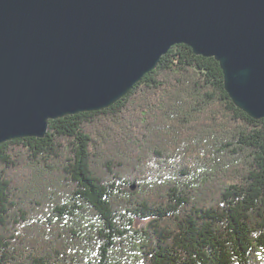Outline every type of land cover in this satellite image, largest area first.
<instances>
[{
  "label": "trees",
  "instance_id": "16d2710c",
  "mask_svg": "<svg viewBox=\"0 0 264 264\" xmlns=\"http://www.w3.org/2000/svg\"><path fill=\"white\" fill-rule=\"evenodd\" d=\"M0 264H264V117L173 45L109 107L0 144Z\"/></svg>",
  "mask_w": 264,
  "mask_h": 264
},
{
  "label": "water",
  "instance_id": "95a60500",
  "mask_svg": "<svg viewBox=\"0 0 264 264\" xmlns=\"http://www.w3.org/2000/svg\"><path fill=\"white\" fill-rule=\"evenodd\" d=\"M178 43L264 117V0H0V144L109 107Z\"/></svg>",
  "mask_w": 264,
  "mask_h": 264
}]
</instances>
